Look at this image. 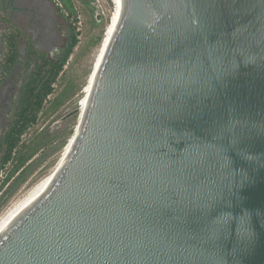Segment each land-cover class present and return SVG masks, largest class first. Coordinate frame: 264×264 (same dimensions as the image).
Listing matches in <instances>:
<instances>
[{
  "label": "water",
  "instance_id": "obj_1",
  "mask_svg": "<svg viewBox=\"0 0 264 264\" xmlns=\"http://www.w3.org/2000/svg\"><path fill=\"white\" fill-rule=\"evenodd\" d=\"M67 157L0 215V264H264V0H115Z\"/></svg>",
  "mask_w": 264,
  "mask_h": 264
},
{
  "label": "flooded vegetation",
  "instance_id": "obj_2",
  "mask_svg": "<svg viewBox=\"0 0 264 264\" xmlns=\"http://www.w3.org/2000/svg\"><path fill=\"white\" fill-rule=\"evenodd\" d=\"M80 1L0 0V174L8 170L6 178L14 165H4L5 159L11 152L30 151L26 137L57 97L69 61L52 84L53 91L44 95L71 44L82 34ZM87 7L98 24L104 21L100 6ZM77 109H67L55 122L57 129L80 116L72 115Z\"/></svg>",
  "mask_w": 264,
  "mask_h": 264
},
{
  "label": "rangeland",
  "instance_id": "obj_3",
  "mask_svg": "<svg viewBox=\"0 0 264 264\" xmlns=\"http://www.w3.org/2000/svg\"><path fill=\"white\" fill-rule=\"evenodd\" d=\"M89 3L100 6L104 12L102 23L98 24L95 16L89 11ZM78 5L83 11L82 34L56 89L57 97L26 137L32 156L19 173L8 176L10 180L5 185L8 170L0 174V215L38 180L59 165L78 126L80 116L74 117L60 130L55 126V122L67 109L75 110L79 106L83 108L85 90L97 65L115 9L113 0H81Z\"/></svg>",
  "mask_w": 264,
  "mask_h": 264
},
{
  "label": "bare ground",
  "instance_id": "obj_4",
  "mask_svg": "<svg viewBox=\"0 0 264 264\" xmlns=\"http://www.w3.org/2000/svg\"><path fill=\"white\" fill-rule=\"evenodd\" d=\"M113 1H114V7H115L114 13H113L112 18H111V22H110V26H109L108 31H107V34H106V38H105V40L103 42V45H102V49H101V53H100L99 58H98L97 65H96V67H94L95 68L94 69V72L91 75V78L89 80V83H88V85L86 87V90H85V98L82 101L83 102V108L82 109H85L87 107V105H88L89 95H90V91H91V87H92V82H93V79H94V75H95L97 69L100 67L101 62L103 61L104 52L106 50V47H108V43L110 41V38L115 33V29H116V27H117V25H118V23L120 21V11H119V9H118V7L116 5L115 0H113ZM81 119H82V116L80 117L79 123H80ZM79 123H78V125H79ZM77 130H78V126L76 128V131L74 133L73 138L75 137V134H76ZM73 138L70 140L69 145L65 149L64 154H63L62 159L59 162V164L67 157V155H68V153L70 151V148H71V144L73 142Z\"/></svg>",
  "mask_w": 264,
  "mask_h": 264
},
{
  "label": "trees",
  "instance_id": "obj_5",
  "mask_svg": "<svg viewBox=\"0 0 264 264\" xmlns=\"http://www.w3.org/2000/svg\"><path fill=\"white\" fill-rule=\"evenodd\" d=\"M78 39H76L72 44H71V49L67 55V57L64 59V61L62 62V65L60 67V69L58 70L57 73H55L52 77V80H51V83H50V88L49 90H47L45 92V97L50 94L52 91H53V88H52V84L55 82L57 76L60 74V72L63 70V67L67 64V62L69 61L72 53L74 52V48L75 46H77L78 44ZM42 106V101L40 102L39 104V107H38V110L41 108ZM32 156V153L31 151L29 152H19L15 155H13V152H11L9 154V156L5 159L4 161V165L6 164H9L11 163L12 165H14V170L12 171V173L10 174V176L12 177L14 173H18L20 172L25 166L26 164L28 163V161L30 160ZM10 180V177L6 178L5 181H4V185Z\"/></svg>",
  "mask_w": 264,
  "mask_h": 264
}]
</instances>
